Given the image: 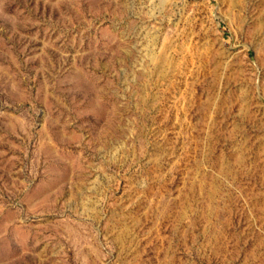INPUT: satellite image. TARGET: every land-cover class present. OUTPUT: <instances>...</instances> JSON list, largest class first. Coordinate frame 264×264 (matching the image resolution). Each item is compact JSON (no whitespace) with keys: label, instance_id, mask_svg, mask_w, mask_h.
<instances>
[{"label":"rangeland","instance_id":"1","mask_svg":"<svg viewBox=\"0 0 264 264\" xmlns=\"http://www.w3.org/2000/svg\"><path fill=\"white\" fill-rule=\"evenodd\" d=\"M0 264H264V0H0Z\"/></svg>","mask_w":264,"mask_h":264}]
</instances>
